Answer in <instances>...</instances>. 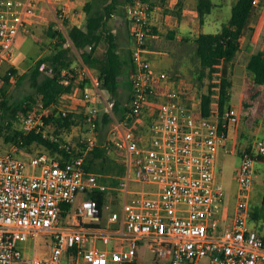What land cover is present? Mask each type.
Here are the masks:
<instances>
[{"label": "built area", "instance_id": "obj_1", "mask_svg": "<svg viewBox=\"0 0 264 264\" xmlns=\"http://www.w3.org/2000/svg\"><path fill=\"white\" fill-rule=\"evenodd\" d=\"M41 1L0 0V67L16 65L17 38L30 32ZM74 1L56 0L58 28ZM129 6L132 92L122 118L114 114L115 100L102 95L100 80L89 69L83 75L90 78L95 92L85 91L83 96L93 105L83 115L86 134L79 148L59 142L46 123L54 110L64 117L69 111L38 101L17 116L24 136L34 134L59 143L67 158L37 153L25 161L15 155L24 148L21 138L11 151L0 154V264H134L144 241L169 264H264V236L249 228L264 139L236 149L229 142L239 123L233 108L206 117L202 94L173 88L168 74L147 55V42L156 37L149 6L144 0H130ZM4 84L0 77V125ZM101 98L103 109L97 105ZM105 114L113 120L103 139L98 120ZM98 147L121 150L124 176L86 171V159ZM221 152L241 157L230 213L224 212L227 194L217 179ZM131 183L154 189L133 190ZM93 193L107 196L102 206ZM79 194L83 198L73 210ZM105 210L111 211L109 224L115 226L100 225ZM40 236L51 238L48 257L37 253ZM30 241L33 247L28 254V246L21 244Z\"/></svg>", "mask_w": 264, "mask_h": 264}, {"label": "trees", "instance_id": "obj_2", "mask_svg": "<svg viewBox=\"0 0 264 264\" xmlns=\"http://www.w3.org/2000/svg\"><path fill=\"white\" fill-rule=\"evenodd\" d=\"M126 1L129 2L130 0ZM253 2L254 0H238L233 7L230 22L223 25L220 32H201L195 39L196 57L199 60L198 79L208 87L207 92L202 93L201 103L202 114L206 117L216 116L226 108L231 107L229 95V89L232 86L230 66L240 51L242 29L250 18ZM213 6L212 0H197V11L202 26L205 23L206 16L211 13ZM111 8H113V5L107 7L106 11ZM86 10H90V3L87 4ZM105 20V12H100L96 15L90 14L84 27H71L67 32V36L58 30L50 29V34L54 41L52 53L40 59L32 72L17 80L19 84H22L25 78L30 79L31 86L35 89L38 98L35 99L34 96H28L20 103L12 106L4 100V119H7L9 114H11V117L17 120L20 112L26 113L30 109L31 102L43 101L45 105L54 104L57 106L61 96L65 93H70L75 84L84 88L86 83L89 82V77L83 75L85 79L80 81L78 68L74 67L77 57L76 52L73 51L74 49L80 53L82 62L95 72L100 80V89L115 99L114 114L122 118L129 108L131 95L126 98L127 102L123 101L120 77L126 66L130 67L132 73L133 64L132 59L130 64L118 53L117 44L114 42V37L110 32H107L110 45L108 52L104 57H99L96 54L98 42L101 39L100 31L105 25ZM67 43L69 45H66ZM248 70L254 75L256 85H264V53L260 52L251 56ZM12 75L18 76V70L13 66L3 76V79L8 82ZM1 92L5 97L4 87ZM55 112L56 110H54L52 117L46 120L47 125L52 123L58 129L72 126L75 121L72 113L64 117L62 115L55 116ZM112 120L113 118L110 114H105L99 118L101 138L104 139L107 136ZM10 127L11 122L8 121L6 125L1 122L0 136L5 138L7 144H16L21 138L23 140L22 144H20L21 147H27L36 142L53 151L58 149L56 143L54 144L34 134L24 136L18 129L14 130L12 135L6 133L3 136L2 130ZM63 152L66 154L65 151ZM108 168L111 170H108ZM85 169L88 172L120 178L126 172L125 159L119 148L105 150L98 147L87 157ZM109 171L113 173H109ZM91 195L98 200L101 206L107 199V196L103 193H93ZM253 215L254 217L256 216L255 212Z\"/></svg>", "mask_w": 264, "mask_h": 264}, {"label": "crops", "instance_id": "obj_3", "mask_svg": "<svg viewBox=\"0 0 264 264\" xmlns=\"http://www.w3.org/2000/svg\"><path fill=\"white\" fill-rule=\"evenodd\" d=\"M91 1L92 0H75L67 10L68 12L67 18L64 21L62 28H58V24H57V11L59 6L58 3L56 2V0H42L39 3L38 16L35 20V23L30 26L29 33H31L32 30H36V29L37 31H40L41 29L50 28V29L58 30L67 36V32L71 27L73 26L84 27L86 25L84 23L86 18V12L84 11V8ZM108 1L109 3H112L114 6L115 4H117V2H119V6L116 8V12L112 13L113 16L112 18L108 19V17L106 16L107 21L105 20L104 23L105 29L103 27L100 31V34L101 33L103 34V29L104 31H106V33L107 32L112 33L114 37V42L115 39L117 38L118 43L117 42L115 43L117 44L118 47L117 49L118 53H121L120 55L122 56L126 54L127 57L125 60L129 61L131 64V54L134 43H133V38L131 37L130 34V27H129L130 24L129 2L126 0H108ZM144 1L149 6L150 21L153 32L156 36L154 38L149 39L147 42V55L149 59L153 62L154 66L159 71L166 72L165 69H168L172 66L173 58L169 56V53H165V55L162 56L161 52H159V46H160L158 44L160 39L159 30H162L161 28L163 27L164 23L168 24L170 28H173V30H170L169 32L170 38L172 39L174 38L178 42V40L181 41L185 37L186 38L190 37L191 31H193V34L196 31V38L199 36L201 32L207 33L206 25L208 24L207 23L208 15L206 16L205 23L202 26L200 23L199 13L197 11V0H144ZM212 1L214 6L209 15H213V13L218 11L217 12L218 16L219 14L221 16L222 15L221 10L227 3H229V0H216V1L212 0ZM122 5H124V9L121 12L123 18L116 19L119 16L118 10L119 9L121 10ZM189 6H193L194 10L191 11ZM175 7H177L178 10L182 8L179 17L169 15L170 11L174 10ZM50 31L51 30H49L48 35L50 34ZM26 37H27V33H21L17 38L16 47H17L18 56L20 57L24 52L20 50V48L21 46H23L24 43L27 42ZM126 40H132V45L130 47L127 48L124 47L123 43H125ZM53 42L51 43L53 44ZM52 44L49 45L50 50L53 49ZM240 44H241L240 51L236 55L235 59L231 62V66H230V80L232 82V86L229 89L230 106L237 112L239 116V123L232 131V133L229 135V142L232 146H234L238 150L251 146L258 139H264V85H259V86L256 85L254 82V75L248 70V63L251 56L253 54H257L260 52L264 53V0H257V4L253 6V10L250 15V18L247 24L242 29ZM66 45H69V43H67ZM41 57H42V53L39 54V58ZM159 57L161 58L162 61L164 60V58L168 57L166 61L164 60V65L155 61ZM81 64L82 66H85L86 69H89L93 73V75L96 76L95 72L91 68L86 66L82 61ZM78 72H79V68H78ZM131 77L132 75L130 76V79L128 81L129 87L127 91V97H129L132 92ZM79 79L80 81H82L85 78L82 75L79 76ZM88 79L89 82L86 83L84 88L75 84L73 89H78L83 94L85 93V91L95 92V88L93 86L92 81L90 80V78ZM249 85H252V87L250 88ZM101 92L102 95H104L103 91ZM66 97L73 98L71 94L68 93L63 94L59 99L58 105L56 106L57 109L59 110L63 109L59 107V104L62 101H65ZM108 99H110V97ZM98 102L97 105L100 107V109H103L102 103L99 104ZM82 115H83L82 112L80 113L76 112V114H74L73 116V119H75L76 117L77 118L79 117L78 119H81L83 117ZM75 123L70 128L60 127L59 129L57 126H54L52 123H50L48 125V130L51 134L55 135L58 138L59 142H65L70 144L72 147L79 148L81 146V139L86 134L85 132L86 127L84 126V124H75ZM70 130L71 133H69ZM0 139L3 141V145H9V149L6 152L11 151L15 143L7 144L5 138L2 136H0ZM73 139H76L77 141L74 140L76 142L72 143L71 141ZM56 144L58 145V149H55L53 151L41 144L34 142L30 146L24 147L21 152L15 153V155L23 159L25 155L34 156L37 153H46L49 154L50 156L59 159L66 158V154L63 152L64 150L60 148L59 143ZM25 148H30V149L33 148L37 150L36 154L30 155L25 153L24 151ZM222 153L223 152H221L220 154ZM258 171L262 172L264 175V162L258 164L256 177L259 173ZM255 187L256 186L254 185L251 198H253L254 192L256 191ZM263 200H264V196H263ZM253 209L254 208L251 207L250 218L254 217L253 215L254 212L256 214L254 218H258V213L256 212V210ZM255 231H257L259 234L264 236V233L258 230ZM167 262L169 263L168 260Z\"/></svg>", "mask_w": 264, "mask_h": 264}, {"label": "rangeland", "instance_id": "obj_4", "mask_svg": "<svg viewBox=\"0 0 264 264\" xmlns=\"http://www.w3.org/2000/svg\"><path fill=\"white\" fill-rule=\"evenodd\" d=\"M216 1V0H214ZM238 0H229V3H227L223 9L221 10L222 15L218 16L216 11L213 13V15H208V24L206 25V32L207 33H218L222 30L223 25L228 24L232 17V11L233 7L236 5ZM113 5L112 3H109L108 0H92L90 2V10L87 11L86 7L84 8V11L86 12V18H85V24L87 23L88 16L90 14L96 15L100 12H105V16L109 18H112V13L116 12V8L119 6V2L113 5V8H111L109 11H106L107 7H110ZM192 5V4H191ZM190 10L193 11L194 7L189 6ZM124 9V5L121 6V10L119 9V16L116 19H122L123 16L121 15L122 10ZM182 8L180 10L175 7L174 10L170 11L169 15L179 17L181 14ZM131 11L129 10V18H130ZM194 20V19H193ZM107 21V20H106ZM113 23V22H112ZM105 29V27H104ZM103 29V34L101 33V39L98 42L97 46V55L99 57H104L106 53L109 50V40L107 38V33ZM162 30H159L160 33V39L158 44L159 46V52H161V55L164 56L165 53H169V56L173 58V64L170 68L165 69V71L168 74V79L173 83V88L177 90H187L191 93H195L197 96H200L202 93L207 92L208 87L207 85H204L199 79H198V70H199V60L196 57V31L193 34V31L190 33V37L184 38L181 41L176 39L170 38V30H173V28H170V26L166 23H164ZM50 28L48 29H41L40 31L32 30L31 33L27 34V42L21 46L20 50L24 51L22 56H18L19 59L16 63V66H14L18 70V76H14V78H10L8 82L6 81L3 85L4 91H5V100L12 106L20 103L23 99H25L28 96H34L35 99L38 98L36 91L31 86V81L28 78H25L22 82V84L18 83V79L20 77L25 76L26 74L32 72L35 65L38 63V61L46 56H49L52 51L49 49V45L53 42L51 34L48 35ZM54 30V29H52ZM118 33V32H117ZM115 42H117V38L115 39ZM118 43V42H117ZM27 45V47H26ZM124 47H130L132 45V40H126L125 43H123ZM26 48V49H24ZM118 49V47H117ZM19 50V51H20ZM76 52V62L74 64V67L79 68V76H82L86 73L85 66H82L81 64V57L80 53H78L75 49L73 50ZM42 53V57L39 58V54ZM18 54V53H17ZM121 54V53H120ZM127 55L124 54L123 58L126 59ZM168 57L164 58L166 61ZM164 60L162 61L159 57L155 61L164 65ZM10 65H3L0 67V77L3 78L5 74L10 70ZM131 69L129 66H126L124 69L123 74L120 77L121 81V90L123 92V101L127 102V91H128V81L131 76ZM207 84V82H205ZM253 85V84H252ZM252 85H249L251 88ZM73 96V98H65V101H62L59 104V107L70 111L71 113L76 114V112H82L84 115L85 110L89 105H93L90 103H86L83 96L84 94L78 90L73 89L70 93ZM103 96L105 98L113 99L107 92L103 91ZM36 102H31V105L35 104ZM99 104L102 103L99 99ZM95 107V106H94ZM82 115V116H83ZM5 116V115H4ZM4 116L2 118V124L6 125L7 122H11V127L9 129H3L2 134L3 136L6 135V133H10V135L14 134V130L19 128L18 120L11 117V114L7 117V119H4ZM79 118V117H78ZM77 117L74 119L75 124H84L83 117L81 119H78ZM4 119V120H3ZM73 123V124H74ZM72 124V125H73ZM2 129V128H1ZM71 133V130L69 131ZM1 140V139H0ZM76 139H73L71 142L74 143ZM0 154L6 153V151L9 149V145H3V141H0ZM3 145V146H2ZM25 153L33 155L36 154L35 149L33 148H25ZM90 156V155H89ZM31 156L23 157L24 160L28 161L30 160ZM241 163V157L237 153L233 154H226L222 153L218 157L217 162V179L218 181L224 186L226 190V208L225 213H230L234 210L235 205V192L238 188V184L236 181V169L239 167ZM108 170H111L108 168ZM259 172V171H258ZM108 173V172H107ZM109 173H113L112 171H109ZM255 188L256 191L254 192L253 198H251V207H253V210H256L258 213V218H249V228L253 230H258L262 233H264V203H263V196H264V175L262 172H259L257 177L255 178ZM131 189L133 190H152L154 189V186L147 185V184H138V183H131ZM83 198L82 194H79L77 198L75 199L72 209L74 210L80 203ZM115 210L119 211L120 206H116L114 208ZM111 215V211L105 210L102 216V220L100 221V225L103 228H107L109 224V217ZM110 226H115V224H111ZM22 247L24 245L28 246L27 253H32V247L33 242H27L26 244H21ZM51 238L49 236H40L38 239L37 244V253L47 257L50 254L51 249ZM135 264H169L167 260H162L157 258L155 253L151 250L149 243L147 241H144L138 251V258L136 260Z\"/></svg>", "mask_w": 264, "mask_h": 264}]
</instances>
